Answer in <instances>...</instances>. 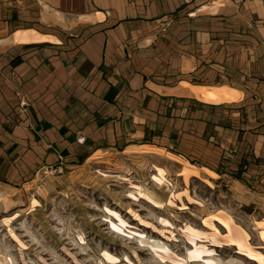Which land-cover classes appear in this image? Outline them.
Returning a JSON list of instances; mask_svg holds the SVG:
<instances>
[{"label": "crops", "instance_id": "0c3cea01", "mask_svg": "<svg viewBox=\"0 0 264 264\" xmlns=\"http://www.w3.org/2000/svg\"><path fill=\"white\" fill-rule=\"evenodd\" d=\"M182 82L240 96L214 104L178 94ZM155 151L219 181L237 163L230 190L262 203L264 0H0L3 188Z\"/></svg>", "mask_w": 264, "mask_h": 264}, {"label": "rangeland", "instance_id": "374dc122", "mask_svg": "<svg viewBox=\"0 0 264 264\" xmlns=\"http://www.w3.org/2000/svg\"><path fill=\"white\" fill-rule=\"evenodd\" d=\"M187 79L202 82L192 76ZM154 154L73 179L50 176L40 185L16 192L0 185V264H177L181 260L221 264L220 260L231 258L256 264L227 242L224 225L214 222L217 233L205 224L209 217L224 213L248 232L252 247L264 254L255 230V223L264 220V198L262 203L246 204L232 193L229 184L239 169L237 163L226 161L215 168L219 176L237 168L231 179L219 181L193 161L186 164L193 170L186 176L184 162L165 152ZM154 166L167 172L164 187L151 181ZM123 178L150 189L159 205L131 198V185ZM34 198L39 205L33 206ZM106 207L125 221L121 230L112 228L111 222H119L104 212ZM191 232L197 236L190 237ZM195 246L205 253L192 261L187 254Z\"/></svg>", "mask_w": 264, "mask_h": 264}, {"label": "bare ground", "instance_id": "6f19581e", "mask_svg": "<svg viewBox=\"0 0 264 264\" xmlns=\"http://www.w3.org/2000/svg\"><path fill=\"white\" fill-rule=\"evenodd\" d=\"M176 92L181 95L185 96H193L196 97L202 101L211 102L214 104H219V102H234L235 100H238L239 94L233 93L231 90L223 87H198L191 84H188L186 82H182L180 86L176 89ZM156 152V151H155ZM168 154V153H167ZM172 156L175 160H179L180 162H184L185 164V170L183 171L186 176L191 175L193 170L188 168L186 166L187 162L174 157L171 154H168ZM153 169L155 170V174L152 175L151 181L156 184L159 187H164V185L167 183V172L165 169H161L159 167L154 166ZM210 175L215 176L210 171H206ZM102 177H107L106 174H101ZM123 180L128 181L131 185L132 192L130 193V197L135 198H142L147 200L148 202H152L154 204L159 205V202L156 200V195L149 189H146L145 187L139 185V184H133L130 182L129 179L123 178ZM33 206L39 205V201H37L35 198L32 199ZM104 212L106 214H109L112 218L115 219V222H119L118 224H115L114 222H111L112 228H115L117 230H121V226L125 225V221L120 217L119 214L111 210L110 208L106 207ZM117 219V221H116ZM218 222L220 225H224L227 229L228 235L226 236V240L228 243H230L231 246L235 247L236 251L240 254L245 255L248 257L252 262L254 261L256 264H264V254L256 251L252 245H251V237L248 234L247 231H245L242 228H239L234 224V221L225 215L224 213H219L217 215H213L208 218V220L205 221V224L210 226L211 228L215 229V231L218 233L217 227L214 226V222ZM256 228L258 232L259 239L264 243V220L257 221L255 223ZM197 234L194 232L190 233V237H195ZM205 253L203 249H201L198 246H195L192 251H190L188 255V259L195 261L202 258V254ZM106 256H108L106 254ZM111 259V258H109ZM166 259V258H163ZM221 264H244L241 260L237 259H228L226 261L220 260ZM177 264H185L183 260L180 262H176ZM208 264H216V262L209 260Z\"/></svg>", "mask_w": 264, "mask_h": 264}, {"label": "built area", "instance_id": "2783aa9c", "mask_svg": "<svg viewBox=\"0 0 264 264\" xmlns=\"http://www.w3.org/2000/svg\"><path fill=\"white\" fill-rule=\"evenodd\" d=\"M60 166L54 167V168H48L46 171L43 170L42 172L44 173L45 176H47L48 173H51L53 175H59Z\"/></svg>", "mask_w": 264, "mask_h": 264}]
</instances>
